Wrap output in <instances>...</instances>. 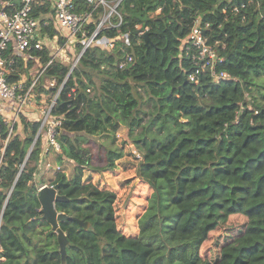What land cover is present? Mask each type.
Masks as SVG:
<instances>
[{"label": "trees", "instance_id": "obj_1", "mask_svg": "<svg viewBox=\"0 0 264 264\" xmlns=\"http://www.w3.org/2000/svg\"><path fill=\"white\" fill-rule=\"evenodd\" d=\"M158 6L162 11L154 15ZM34 10L37 15L47 12V2L35 3ZM120 10V32L108 30L113 47L99 41L85 48L66 79L69 63L57 57L36 81V100L51 103L54 98L49 116L60 121L55 126L59 149L50 147L53 154H46L47 171L53 168L54 176L46 171L38 178L44 125L3 207L4 190L40 125L22 116L3 167L0 264H264V181L249 193L259 198L249 207L243 197H221L223 177L233 173V164L242 160L239 156L255 135L261 145L246 155L241 168L245 172L248 160L250 166L264 160V0H123ZM196 23L217 50L215 69L230 78L214 82L206 71L197 83L187 79L194 66L182 45ZM144 28L147 42L139 33ZM47 32L62 42V29L51 25ZM81 47L79 42L68 50L69 58ZM52 53L47 44L26 62L16 58L15 74L26 72L30 80V70L44 65ZM121 126L123 142L134 147L135 175L151 189L135 235H125L116 225V192L83 178L90 165V136L102 134L110 143L96 170H112L124 155L114 137ZM3 135L0 122V140ZM51 160L73 162L71 175L51 167ZM48 177L67 197L55 202L56 210L73 217L58 221L68 240L64 260L56 233L39 217L36 182L46 183ZM195 196V209L206 208L212 222L204 224L197 215L185 223L186 203ZM215 214L223 220L242 214L246 221L213 260L203 257L200 247L219 223ZM77 219L86 221L87 228Z\"/></svg>", "mask_w": 264, "mask_h": 264}, {"label": "built area", "instance_id": "obj_2", "mask_svg": "<svg viewBox=\"0 0 264 264\" xmlns=\"http://www.w3.org/2000/svg\"><path fill=\"white\" fill-rule=\"evenodd\" d=\"M123 0H0V122L4 126V135L0 140V191L3 178V167L6 163L8 145L21 129V117L40 121V125L25 154V158L18 165V170L11 185L5 191L3 207L9 198L13 186L28 160L37 137L46 125V136L42 143L41 152L37 160L39 177L45 174L50 166L46 154L50 147L59 149V143L55 139V126L60 123L58 119H50L51 103L43 97L36 100L34 86L41 76L44 68L51 64L55 58L62 57L69 63V69L64 77L67 78L78 58L85 48L95 42L111 48L113 37L109 35V29L116 28L122 21L123 13L120 6ZM47 2L48 11L34 14V4ZM81 3H84L82 5ZM162 7L153 10L154 15H159ZM51 25L63 30L62 42H57V34L52 36L47 32ZM146 28L140 29V32ZM102 36H107L104 38ZM126 38V35H124ZM82 44L74 58H69L67 51L75 49V45ZM51 45L53 53L48 57L44 65L38 64L31 69L30 80H27L26 72L17 70L16 58L20 57L24 62L34 58L31 54L35 50H43L45 45ZM120 49L124 51V47ZM182 49L194 68L188 74L187 79L197 83L201 74L209 72L211 80L219 82L230 78L225 71H217L216 63L220 61L217 50L211 45L198 23L192 25L189 33L183 40ZM126 60H131V55L126 54ZM51 84L54 78H51ZM47 183H42L38 190ZM49 186H52L49 185ZM2 210L0 212V223Z\"/></svg>", "mask_w": 264, "mask_h": 264}, {"label": "rangeland", "instance_id": "obj_3", "mask_svg": "<svg viewBox=\"0 0 264 264\" xmlns=\"http://www.w3.org/2000/svg\"><path fill=\"white\" fill-rule=\"evenodd\" d=\"M124 127L121 126L115 132V144L122 146L124 149V155L115 160V167L112 170H96V166H101L104 164V160L100 156H104V147L109 146V139L104 137L102 134H96L89 137V142L86 143L88 149V155L91 157L89 163L90 165L84 170L83 178L86 180H91L100 188H114L116 187V192L119 195L114 201L113 208L115 213L116 225L125 235H135L138 231L137 219L139 215L143 212L147 197L149 195L148 188L145 189V184L141 180H138L135 175V163L137 161L134 152L133 146L131 144H125L124 140ZM251 140V139H250ZM131 143V142H128ZM261 140L258 135L252 137V142L249 145V148L246 147L242 151V162L246 158V155H252L255 150L260 147ZM52 149L48 150L49 154ZM55 160V159H52ZM51 160V167L60 166V169L65 172L67 176L71 175L73 162L63 160L61 162H56ZM236 160L233 164V173L229 177H223V186L221 189V197L224 199L227 196H239L243 197L242 200L246 207H249L250 204L254 203L258 197H253L249 195L252 189L260 186L261 182L264 181V177L258 179V176L264 174V160L261 164H254L250 166V160L246 162V170H242V162ZM46 175L53 177V168H50ZM49 177L46 181L48 185ZM44 181V180H43ZM41 179H37L36 186L42 184ZM37 187V188H38ZM119 187V188H117ZM234 187H240L238 190L233 191ZM231 191L233 193L231 194ZM252 193V192H251ZM248 195V196H247ZM253 195V194H252ZM239 197H236V201L240 200ZM197 196L190 198L186 207L188 209L185 223L188 220H191L194 216H200L203 218V223L207 224L212 222L211 217L206 215V208H197L195 209V200ZM227 201V200H225ZM208 213V211H207ZM206 215V216H205ZM219 223L214 229H212L207 238L204 240L200 247V253L203 257H209L210 259H215L218 255L220 245L226 241L231 240L232 237L237 236L242 230L246 217L242 214H231L226 220H223V216L220 214H215Z\"/></svg>", "mask_w": 264, "mask_h": 264}, {"label": "water", "instance_id": "obj_4", "mask_svg": "<svg viewBox=\"0 0 264 264\" xmlns=\"http://www.w3.org/2000/svg\"><path fill=\"white\" fill-rule=\"evenodd\" d=\"M138 32V31H137ZM141 36L144 38L145 42L149 40V32L147 30L140 32ZM58 184L53 186L44 185L42 186L37 193V197L40 203L39 212L40 218L46 219L50 223L49 232H55L56 238L59 244V250L61 253V259L64 260L66 255L65 245L67 243L66 234L59 227L58 221L65 218L72 219V216H68L65 212L57 211L55 208L56 201H66L67 197L65 195H60L57 192ZM77 221L84 227L87 228L88 223L77 219Z\"/></svg>", "mask_w": 264, "mask_h": 264}, {"label": "crops", "instance_id": "obj_5", "mask_svg": "<svg viewBox=\"0 0 264 264\" xmlns=\"http://www.w3.org/2000/svg\"><path fill=\"white\" fill-rule=\"evenodd\" d=\"M135 168V167H134ZM134 170V169H133ZM135 172V171H134ZM138 179V178H137ZM139 180V179H138ZM143 184H145V183H143ZM117 188H119V187H117ZM148 188V192H149V194H150V192H151V189L149 188V186L147 185V184H145V189H147ZM111 189H113L115 192H116V187H114V188H111ZM116 195H117V198L119 197V195L117 194V192H116Z\"/></svg>", "mask_w": 264, "mask_h": 264}, {"label": "clouds", "instance_id": "obj_6", "mask_svg": "<svg viewBox=\"0 0 264 264\" xmlns=\"http://www.w3.org/2000/svg\"><path fill=\"white\" fill-rule=\"evenodd\" d=\"M52 186H53V184H52Z\"/></svg>", "mask_w": 264, "mask_h": 264}]
</instances>
